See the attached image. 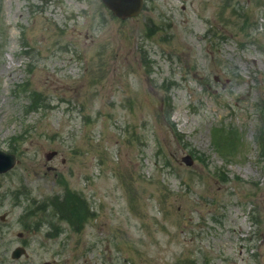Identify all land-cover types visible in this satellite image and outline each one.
Instances as JSON below:
<instances>
[{"label": "rangeland", "instance_id": "obj_1", "mask_svg": "<svg viewBox=\"0 0 264 264\" xmlns=\"http://www.w3.org/2000/svg\"><path fill=\"white\" fill-rule=\"evenodd\" d=\"M143 1L121 20L0 0L5 240L39 262L264 264V0ZM75 197L80 222L51 206Z\"/></svg>", "mask_w": 264, "mask_h": 264}, {"label": "flooded vegetation", "instance_id": "obj_2", "mask_svg": "<svg viewBox=\"0 0 264 264\" xmlns=\"http://www.w3.org/2000/svg\"><path fill=\"white\" fill-rule=\"evenodd\" d=\"M4 205V199L0 198V264H69V262L63 261H47V262H39V261H32V260H25L24 257L28 258V242L23 240V233L24 231H20L17 234L18 243L16 245L7 244L6 235L8 234V227L7 224V215L1 212L2 207ZM38 213V212H36ZM21 228H25L28 230L32 227V231H38L43 227L40 226H31V225H24V223H19ZM30 231V230H29ZM28 235V234H27ZM29 236V235H28ZM84 261L79 259L78 261H73L70 264H83Z\"/></svg>", "mask_w": 264, "mask_h": 264}, {"label": "water", "instance_id": "obj_3", "mask_svg": "<svg viewBox=\"0 0 264 264\" xmlns=\"http://www.w3.org/2000/svg\"><path fill=\"white\" fill-rule=\"evenodd\" d=\"M101 2L112 11V13L120 18L127 19L139 14L142 9V0H101ZM187 165H191L190 157L183 158ZM16 163V159L11 154H5L0 151V172H5L12 168Z\"/></svg>", "mask_w": 264, "mask_h": 264}, {"label": "trees", "instance_id": "obj_4", "mask_svg": "<svg viewBox=\"0 0 264 264\" xmlns=\"http://www.w3.org/2000/svg\"><path fill=\"white\" fill-rule=\"evenodd\" d=\"M234 134L233 133H230L228 134V136H233ZM78 199V198H77ZM82 205H83V202H82ZM73 206L75 207V204H73ZM71 213H73L74 211L72 209H70Z\"/></svg>", "mask_w": 264, "mask_h": 264}]
</instances>
